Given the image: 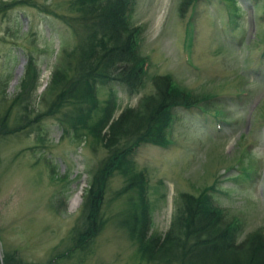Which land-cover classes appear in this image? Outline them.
<instances>
[{"label": "rangeland", "instance_id": "obj_1", "mask_svg": "<svg viewBox=\"0 0 264 264\" xmlns=\"http://www.w3.org/2000/svg\"><path fill=\"white\" fill-rule=\"evenodd\" d=\"M19 1L0 0L16 2L0 14V80L8 79L14 96L26 54L35 56L40 75L32 107L44 112L43 93L61 51L79 37L52 15H73L67 0ZM130 22L140 28L139 49L148 61L145 86L138 94L115 83L99 86L101 101L110 91L118 97L114 117L154 93L156 75L212 95L201 109L174 111L166 148L146 144L133 157L147 172L154 231L169 228L180 193L197 194L214 182L215 203L243 222L242 238L264 228V0H132ZM9 105L0 106V119ZM20 112L10 110L9 129L23 124L16 121ZM59 116L0 134V263L15 252L32 264L61 254L52 264H145L117 224L126 200L114 199L124 184L120 175L109 183L104 230L92 245L69 253L82 205V198L76 207L71 200L78 190L82 197L106 150L93 137L84 143L64 135Z\"/></svg>", "mask_w": 264, "mask_h": 264}, {"label": "trees", "instance_id": "obj_2", "mask_svg": "<svg viewBox=\"0 0 264 264\" xmlns=\"http://www.w3.org/2000/svg\"><path fill=\"white\" fill-rule=\"evenodd\" d=\"M67 1L73 15H52L72 29L79 40L71 49L61 51L60 62H56L43 93L46 110L35 113L32 107L40 65L35 56L26 54L14 96L7 93L8 79L0 80V106L10 104L0 119V134L12 135L39 124L41 118L60 114L58 122L64 135L73 133L74 140L82 139L84 143L93 137L106 150L82 195L80 220L72 230L74 244L69 253L92 245L104 230L108 222L104 201L109 183L120 175L124 184L114 199L126 200L120 214H116L117 224L127 231L140 262L264 264V228L242 238L243 222L215 203V182L197 194L180 193L169 228L164 233L154 231L147 172L138 169L133 157L146 144L166 148L170 144L168 132L174 111L201 109L212 95L195 94L178 85L170 75H156L151 78L155 92L143 95L136 107H126L114 117L118 110L116 93L110 91L101 101L98 87L115 83L125 86L130 94H138L145 86L148 67L147 58L139 49L140 28L130 22L132 0ZM14 4L1 3L0 14ZM14 107L21 109L16 121L23 124L9 129L6 118ZM61 257L64 255L52 259ZM52 259L48 264H52ZM2 264L32 263L22 261L12 252L5 254Z\"/></svg>", "mask_w": 264, "mask_h": 264}, {"label": "bare ground", "instance_id": "obj_3", "mask_svg": "<svg viewBox=\"0 0 264 264\" xmlns=\"http://www.w3.org/2000/svg\"><path fill=\"white\" fill-rule=\"evenodd\" d=\"M16 81V80H15ZM15 83V82H14ZM81 191L80 190H78L75 194H74V196H73V198H72V200H71V206L72 207H76L79 203H80V201H81Z\"/></svg>", "mask_w": 264, "mask_h": 264}]
</instances>
